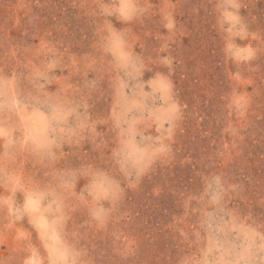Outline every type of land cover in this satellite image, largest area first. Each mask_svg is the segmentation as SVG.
Listing matches in <instances>:
<instances>
[{
	"label": "rangeland",
	"instance_id": "1",
	"mask_svg": "<svg viewBox=\"0 0 264 264\" xmlns=\"http://www.w3.org/2000/svg\"><path fill=\"white\" fill-rule=\"evenodd\" d=\"M0 264H264V0H0Z\"/></svg>",
	"mask_w": 264,
	"mask_h": 264
}]
</instances>
